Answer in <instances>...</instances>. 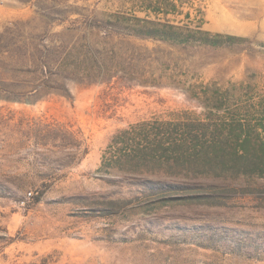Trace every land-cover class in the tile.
Segmentation results:
<instances>
[{"label":"rangeland","instance_id":"obj_1","mask_svg":"<svg viewBox=\"0 0 264 264\" xmlns=\"http://www.w3.org/2000/svg\"><path fill=\"white\" fill-rule=\"evenodd\" d=\"M142 122L218 158L129 173L112 139ZM43 260L264 264V0H0V264Z\"/></svg>","mask_w":264,"mask_h":264},{"label":"trees","instance_id":"obj_2","mask_svg":"<svg viewBox=\"0 0 264 264\" xmlns=\"http://www.w3.org/2000/svg\"><path fill=\"white\" fill-rule=\"evenodd\" d=\"M175 7V5H174ZM145 24L137 27L135 35L146 38H153L163 42L170 43H189L194 38L192 33H184L173 25H160L151 20H145ZM198 33L202 34L199 39L200 44L220 46L223 43L221 34H216L213 37H209V32L199 30ZM230 39H235L234 36H228ZM191 38V39H190ZM179 124L163 123L160 125L149 124L147 122L136 123L118 132L112 139L111 145L121 144L119 148L120 153L115 161L119 164L122 160L127 164H135L137 169L129 173H141L147 172L148 165H156L162 163V157L171 158L174 157L178 162L179 159L195 160L197 158L217 160L218 151L216 148L215 140L216 133L212 131L211 134H204L206 131L203 129H192L190 124L183 129L178 128ZM204 126V125H203ZM244 133V140L242 143H247L249 138L246 134L250 132L246 127H242ZM204 132V133H203ZM208 137L210 141L214 142V150L212 155H208L206 148L201 143L200 138ZM200 137V138H199ZM187 142H193L194 153L188 152L190 149L187 147ZM190 153V156H186V153ZM168 161V160H167ZM113 166H116L115 164ZM139 170L138 172H136ZM142 170V171H140ZM149 171V170H148ZM36 264V263H33ZM43 264H47L46 260H43Z\"/></svg>","mask_w":264,"mask_h":264}]
</instances>
